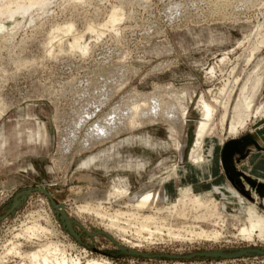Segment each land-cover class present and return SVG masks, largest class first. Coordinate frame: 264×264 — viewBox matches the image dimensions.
I'll list each match as a JSON object with an SVG mask.
<instances>
[{"label":"rangeland","instance_id":"obj_1","mask_svg":"<svg viewBox=\"0 0 264 264\" xmlns=\"http://www.w3.org/2000/svg\"><path fill=\"white\" fill-rule=\"evenodd\" d=\"M117 8L115 30L103 29L102 37L86 31L89 23L101 28ZM34 13L0 31V264L20 263L11 247L31 251L49 240L83 264H264V172L248 170L264 150V0H53ZM67 22L75 31L50 43L51 29ZM76 33H86L85 54L68 46ZM252 45L263 46L254 53ZM202 97L215 113L203 147L212 159L200 169L190 154ZM147 98L160 105L157 115L142 116L135 128L125 124L126 110ZM172 108L179 118L168 122ZM115 109L120 134L86 136ZM78 118L88 122L77 126ZM115 188L120 198L105 201ZM148 193L159 206L185 195L213 199L225 221L215 226L188 209L186 220L170 221L188 240L166 230L156 239L139 235L127 217L116 221L118 230L93 209L101 198L106 213H130ZM33 222L52 232L26 238L21 231ZM244 224L252 237L239 232ZM198 225L222 235L190 240L187 227Z\"/></svg>","mask_w":264,"mask_h":264},{"label":"bare ground","instance_id":"obj_2","mask_svg":"<svg viewBox=\"0 0 264 264\" xmlns=\"http://www.w3.org/2000/svg\"><path fill=\"white\" fill-rule=\"evenodd\" d=\"M52 1L53 0H0V31L4 30L7 27H11V26H14L15 24L19 23V16L28 15L29 17L32 18L33 15L35 14L34 11L43 9L45 6L49 5ZM120 10L121 9L118 10V8L114 9L111 12V14L109 15L108 20L103 23V26H100L101 28L98 29V28H96V26L93 23H91V24L89 23V26H87V30L86 31L87 32L91 31V32H95V33H97V32L99 33L100 32L99 34L97 33L98 36H99L102 33L103 29H105V28L108 29V27H112V29H114L113 27L115 26V23L119 21V19L121 17L120 15L122 14V13H120L121 12ZM62 25H63V23L61 25H56V27H54V29H51V34L49 36V38H51L50 41H49L50 43L54 42V40L56 39L57 36L59 37L60 34H58V33H60V32H62V34L64 33V35H65V33L67 35L69 32L73 33L72 30H74V26H75L74 23L67 22L64 26H62ZM97 27H99V26H97ZM85 34L84 33H80V34L76 33V35H72L73 37L69 41L68 46L70 48H72V50H73V48H75V49L78 48V51L82 50V53L85 54L88 51V49H89L88 43H86L84 41ZM101 35H103V34H101ZM99 37H102V36H99ZM61 38L62 37L59 38V42H60ZM61 42H62V39H61ZM61 46H62V43H61ZM249 46H247V47H249ZM255 46L256 47L253 46L251 48H256V49H254V50L250 49L253 52L255 51L254 53H256V50L258 52V49H257L258 46H263V45H258V46L255 45ZM51 47L52 48L49 47L50 49H48V50H49V53L52 54L53 51H54V47L55 46L54 47L51 46ZM55 49H57V48H55ZM60 51H62V49ZM253 54H252V57H253ZM247 55H248V53H247ZM248 57H249L248 59L246 57V60H251V58H252L251 54ZM212 67H213V65H212ZM236 67H234V68L236 69ZM234 68H233V70H234ZM212 70L213 69H211V71ZM219 72H221V71H219ZM232 73H235V72L232 71ZM240 73H242V72H240ZM230 76L233 77V75H230ZM236 79H238V78H236ZM227 80H228V78H227ZM238 80H237V82H238ZM228 81L225 84L230 85V83L232 81H230L229 83H228ZM172 87H171V89H172ZM162 88H163V86H162ZM225 88H226V85H225L224 89L222 90L223 93L226 90ZM169 90H170V88H169ZM159 92L162 93V91H159ZM227 93H228V91H227ZM137 95L139 96V94H137ZM224 96H226L225 93H224ZM178 97H179V95H178ZM127 99H129V98H127ZM141 102L133 103L131 106L128 105V106H130V108L126 107V108H129V109L126 110V112L127 111L128 112H127V114L124 117L122 116L123 120H125V121H123L125 124L133 126L135 128V126H139L138 124L140 123V118L142 116L146 115V116H148V117L153 119L154 116L157 115L158 109L160 110V108H161L160 105L150 104L151 100L148 99V98L146 100H144L143 103H141ZM199 102L201 104L202 116L203 117L201 118V120L199 122V125H198V128H197V131H196V141H195V145L192 148V151H191V154H190V158L193 161V163H195L197 165V167H199L200 169H203V166H205L212 159V153H210L209 157H207V158L204 156L205 153H203V147H204V142H205L206 138L209 136L208 132L210 130V123L214 119L213 117H214V113H215V108L211 104H209L204 99V97H202ZM186 109L185 110L183 109V112L181 113V118H180L181 119V123H183L185 121ZM224 109H225V112H224V114L222 116L223 117L222 122H224L226 120V117L228 116L227 115V113H228V110H227L228 109V105H225ZM117 110H118V108H117ZM120 111H121V109L118 110L117 114L118 113H120V114L122 113L121 115H123L124 111H122V112H120ZM114 112H116V109L114 111H110L109 113H106L104 115V117H102L101 119H98V121H96L95 123L94 122L91 123L89 125L88 129H87L86 136H88L90 133H93L94 131H100V132L102 131L103 134H106L105 135L106 139H107V137H110V136L112 137L114 135L120 134V131H116L115 129H113L115 124H121L122 123L121 117L114 116L115 115ZM174 113H175V111L172 108V111L166 117L167 118L166 121H168V122L175 121L177 115H176V113L175 114ZM82 116H83V118H86V119L92 118V115L90 117H87V116H84V115H82ZM158 116H160V115H158ZM86 119L84 120V119H79L78 118L77 121H76V125L83 127L84 124H86L88 122V120H86ZM73 122H75V121H73ZM130 126H128V129H129ZM106 127H107V130L103 129V128H106ZM111 130H115V131L113 132ZM246 181H249L252 184L256 182V181H254L253 179H251L249 177H246ZM262 184H263V182H262ZM262 187H264V185ZM259 190L263 191V188L259 189ZM262 191H261V193H262ZM120 192H119V190L117 188H115V189L109 191L107 193V195H105L104 200L105 201H113L116 198H120V197H118L120 195L119 194ZM156 196H157L156 194H152V193H148L145 196H142L141 199H138L132 205L133 210L130 213H128V212L127 213L120 212V210L114 211L113 214L106 213L107 211H104L102 209V207H101V206H103L102 202H104L103 200L101 201V198L95 204V208H93V209H94L95 213H97L99 215H107V217L111 218L110 220L113 221L112 222L113 225L112 224L111 225L113 227L116 226L117 229L120 226H117L119 223L117 224L116 221L118 219H121L122 217H123V219H124V217H127V218H125L126 221H128V223L131 224V226H133V227L136 226L137 229H135V230L141 236L143 235V233L147 232V234L150 237H155L157 235L159 236V234H162L163 230H166L167 231L166 233L168 234L169 237H172V238H175V239H179V240H188V238L185 237L182 234L183 231H180L178 229L175 230L173 228V225L171 224V222H172L171 220H172L173 217H175L176 219L177 218L178 219L179 218H184L186 220L188 216L189 217L191 216V212L188 209H191V210L193 209V211L196 210L195 211L196 212L195 215L192 214L194 216V217L192 216L193 218L198 219V220H202L204 222H206V221H208L209 223L212 222V224H215V226L218 225L219 221H222L224 219L223 216H222V212L216 208V204L214 203L213 199L212 200L211 199L204 200L201 197H195L194 195H193L194 197H190L188 195H185L183 198H179L175 203L172 202V203H168V204H164V205L161 204L162 206H159L157 204L156 205L154 204V202L155 201L157 202V200H158V199H156ZM159 196H160V193L158 194L157 198H159ZM152 200L154 202H152ZM145 209H149V212L146 213V214L145 213L141 214V212L143 210H145ZM100 218H101V216H100ZM224 221H225V219H224ZM195 222H196V220H195ZM220 223L221 222H219V224ZM223 224H225V223L223 222ZM223 224H222V226H223ZM182 227H180V228H182ZM191 227H189V226L187 227V229H188L187 230V232H188L187 234H189L188 236H190V240H193V238L194 239L195 238H204V239H210V240L213 239L214 240V239H217L220 236V234H221L220 230H217V229H205V228L199 226V230L197 231L196 229L191 228ZM123 228H120L121 229L120 231H122V232L125 231V230H122ZM127 228L129 229V227H127ZM213 228H215V227H213ZM125 229H126V227H125ZM185 229H184V232H186ZM49 232H52V231H50V229L46 228V226L44 227L41 224L36 223V222L35 223L33 222V224L30 225V226L27 225L25 227L24 231L23 232L21 231V233L23 235H27L26 238H28V236H33L34 237V236H40L41 234L45 235V234H48ZM239 232L242 234V236L252 237V235L255 233V230L250 228L248 225L244 224L243 226H241ZM187 234H185V235H187ZM164 235H165V233H164ZM44 237H46V236H44ZM149 240H150V238H149ZM57 242L58 241L54 242V241H50V240L49 241H45L44 243H40V244L36 242L37 246L34 249H32L31 251H28V250L27 251H21V250L18 251L19 247H17V245L16 246L12 245L14 247H11L9 249V252H15L16 254H18L21 257V260H20L19 264H83L81 262V260L79 259V257L78 258H74V257L72 258L69 255H67V250L64 247H62L61 244H58ZM18 245H20V244L18 243ZM32 245H34V244H32ZM84 264H112V263L110 261L106 260V259L91 258V259H88Z\"/></svg>","mask_w":264,"mask_h":264},{"label":"crops","instance_id":"obj_3","mask_svg":"<svg viewBox=\"0 0 264 264\" xmlns=\"http://www.w3.org/2000/svg\"><path fill=\"white\" fill-rule=\"evenodd\" d=\"M245 103L247 105V107H251V101L249 98H245ZM254 159H255V162H254V166H252V168L248 169V170H251L252 169V172H256V174L258 173H263L264 172V150L261 151V152H257L256 155L253 156Z\"/></svg>","mask_w":264,"mask_h":264}]
</instances>
